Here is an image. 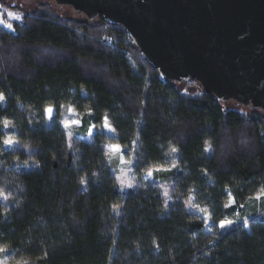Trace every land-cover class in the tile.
Masks as SVG:
<instances>
[{
    "label": "trees",
    "instance_id": "obj_1",
    "mask_svg": "<svg viewBox=\"0 0 264 264\" xmlns=\"http://www.w3.org/2000/svg\"><path fill=\"white\" fill-rule=\"evenodd\" d=\"M74 13L60 17L41 3L12 31L0 27L6 262L264 264V217L218 227L264 195V113L207 95L190 79L160 80L121 26ZM69 109L81 136L95 130L90 141L68 143ZM104 121L114 136L101 132ZM7 125L13 151L4 148ZM112 144L133 154L136 185L125 194L108 161ZM148 172L173 179L168 206ZM192 206L208 214L211 232Z\"/></svg>",
    "mask_w": 264,
    "mask_h": 264
},
{
    "label": "water",
    "instance_id": "obj_2",
    "mask_svg": "<svg viewBox=\"0 0 264 264\" xmlns=\"http://www.w3.org/2000/svg\"><path fill=\"white\" fill-rule=\"evenodd\" d=\"M121 26L160 80L264 113V0H53Z\"/></svg>",
    "mask_w": 264,
    "mask_h": 264
},
{
    "label": "rangeland",
    "instance_id": "obj_3",
    "mask_svg": "<svg viewBox=\"0 0 264 264\" xmlns=\"http://www.w3.org/2000/svg\"><path fill=\"white\" fill-rule=\"evenodd\" d=\"M41 3L49 4L51 8L56 12V14L59 15L60 17H71V18L78 17V15L74 13V11L70 7L57 6L53 2V0H0V21H2L0 22V27L8 31H12V27L11 28L7 27L8 24H12L13 22H21L24 13L31 12L33 9L37 8V6ZM10 12L13 14L20 15L21 19L16 20L10 18L8 15V13ZM51 109L52 111L50 114L46 111L44 112L48 124L50 123L51 118L54 115V109L53 108ZM106 124L108 125V127H105ZM80 126H81V122L79 116L73 111L68 110L67 119L63 126L68 143H71L76 139H82L85 141L91 140L93 134H95V130L93 128H90L86 136H81L79 133ZM5 132L8 135L6 141H11V143H6L5 141L4 148L7 151H13L18 149L19 146H17V143L10 137L11 134L14 133V129L11 126L7 125L5 127ZM101 132H103L108 136H114L112 128L107 123V121H104ZM106 148L110 152L108 161L110 166L112 167V172L117 179L119 189L123 194H125L130 189L134 188L136 185V183L133 181L134 179L132 176V166L134 162L133 154L130 157L127 158L124 157V151L118 145H114V144L107 145ZM143 178L152 184L159 185L161 193L165 199V204L166 206H168L172 201L170 197V193L173 188V179H170L168 177H163L161 175L158 176L157 179H154L152 172H148L143 176ZM8 186H5L3 189L8 190ZM2 196L3 194L2 192H0V197H1L0 201L2 203H5ZM230 204L231 205L233 204L232 200ZM263 204H264V195H261L260 197L254 200H250L247 206L243 208L244 216H241L240 211L236 212L232 220L221 222L224 224V227L220 226L221 223L218 225L219 232H225L238 224L247 226L249 221L264 217V208H262ZM191 211L196 214H199L205 220L206 230L211 232V222L209 220L208 214L204 211V209L200 207L192 206ZM9 256H10V252L0 253V264H8L6 260Z\"/></svg>",
    "mask_w": 264,
    "mask_h": 264
},
{
    "label": "snow or ice",
    "instance_id": "obj_4",
    "mask_svg": "<svg viewBox=\"0 0 264 264\" xmlns=\"http://www.w3.org/2000/svg\"><path fill=\"white\" fill-rule=\"evenodd\" d=\"M8 15H9V17L12 18V19H16V20L21 19L20 15H18V14H13V13L10 12V13H8ZM0 22H2V21H0ZM7 27L11 28L12 25H11V24H8ZM45 111L48 112V113L50 114L51 111H52V109H51V108H48V109H46ZM69 111H71V109H69ZM105 127H108V125L106 124ZM6 143H11V141H6ZM174 151H175V149H174ZM220 226H221V227H224V224L221 223Z\"/></svg>",
    "mask_w": 264,
    "mask_h": 264
}]
</instances>
